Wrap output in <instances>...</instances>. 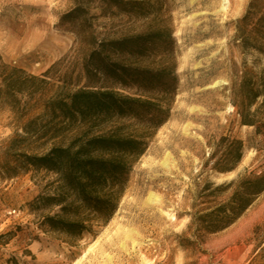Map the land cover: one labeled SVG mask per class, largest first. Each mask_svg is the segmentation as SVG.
<instances>
[{
	"label": "rangeland",
	"instance_id": "obj_1",
	"mask_svg": "<svg viewBox=\"0 0 264 264\" xmlns=\"http://www.w3.org/2000/svg\"><path fill=\"white\" fill-rule=\"evenodd\" d=\"M221 5L165 0L179 80L170 117L132 167L110 221L93 222L73 240L45 222L58 206L34 203L53 192L56 175L26 165L22 153L58 142L49 139L46 101L84 84L75 34L60 20L74 0H0V75L12 67L38 76L49 70L43 90L17 95L27 101L19 111L0 78V264H264L257 180L264 173V93L252 102L245 95L249 86L264 92V0ZM89 15L100 37L143 29L142 21L98 4ZM242 112L254 125L242 122ZM37 117L39 135L24 132ZM218 162L226 169H215ZM231 199L246 204L233 223L216 232L200 225V213Z\"/></svg>",
	"mask_w": 264,
	"mask_h": 264
},
{
	"label": "trees",
	"instance_id": "obj_2",
	"mask_svg": "<svg viewBox=\"0 0 264 264\" xmlns=\"http://www.w3.org/2000/svg\"><path fill=\"white\" fill-rule=\"evenodd\" d=\"M93 4L103 12H122L142 21L143 29L100 37L89 15ZM164 4L165 0H74V6L60 17L75 34L84 84L47 99L43 115L51 120L49 139L58 142L43 153H22V159L26 165L56 175L53 192L40 195L34 203L58 206L57 213L44 216L45 222L70 239H79L93 222L110 221L132 167L170 117L179 80L175 40L169 17L163 13ZM2 67L8 68L6 64ZM48 73L38 76L12 67L0 75L5 99L19 111L27 101L17 95L26 93L30 98L43 90ZM263 93L254 86L245 90L248 102ZM241 115L243 123L254 125L249 114ZM38 118L28 121L22 130L39 135L41 130L35 128ZM232 142L240 155L241 142ZM214 168L226 169L220 162ZM257 180L263 183L261 191L264 173ZM232 199L200 213L196 218L200 225L216 232L233 223L246 204H235Z\"/></svg>",
	"mask_w": 264,
	"mask_h": 264
},
{
	"label": "bare ground",
	"instance_id": "obj_3",
	"mask_svg": "<svg viewBox=\"0 0 264 264\" xmlns=\"http://www.w3.org/2000/svg\"><path fill=\"white\" fill-rule=\"evenodd\" d=\"M226 3H227V0H222V5H221L222 9H225V7H226L225 4ZM164 163H166V162H164ZM149 200H153L152 194L149 196ZM142 263L143 264H149V262L147 260H143Z\"/></svg>",
	"mask_w": 264,
	"mask_h": 264
}]
</instances>
